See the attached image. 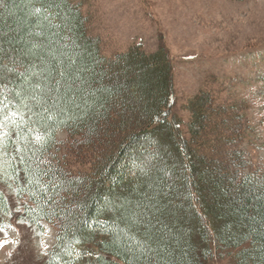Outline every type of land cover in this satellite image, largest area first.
I'll list each match as a JSON object with an SVG mask.
<instances>
[{
	"label": "trees",
	"instance_id": "16d2710c",
	"mask_svg": "<svg viewBox=\"0 0 264 264\" xmlns=\"http://www.w3.org/2000/svg\"><path fill=\"white\" fill-rule=\"evenodd\" d=\"M90 25L75 0H0L3 214L6 187L42 234L59 228L47 264H264V167L243 148V104L204 88L188 122L168 44L109 55ZM221 122L228 148H208Z\"/></svg>",
	"mask_w": 264,
	"mask_h": 264
},
{
	"label": "rangeland",
	"instance_id": "374dc122",
	"mask_svg": "<svg viewBox=\"0 0 264 264\" xmlns=\"http://www.w3.org/2000/svg\"><path fill=\"white\" fill-rule=\"evenodd\" d=\"M75 2L84 7L91 19V32L104 39L109 55L138 44L154 52L164 44L171 47L177 66L176 112L188 122L192 113L187 105L204 88L220 89L222 97L243 104L249 132L243 148L264 167V0ZM230 117L235 118L234 114ZM221 124L218 139L213 133L207 137L214 141L208 148H228L223 139H229L230 133ZM60 136L63 141L70 140L67 131ZM68 151L66 148L63 155ZM222 158L228 160L225 155ZM4 189L13 212L5 216L0 203V264H47L59 228L45 222L46 233L42 234L23 217L24 203L15 191ZM215 264L237 263L228 257Z\"/></svg>",
	"mask_w": 264,
	"mask_h": 264
}]
</instances>
